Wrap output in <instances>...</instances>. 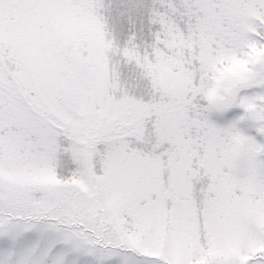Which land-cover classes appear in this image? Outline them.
<instances>
[{"label":"snow or ice","instance_id":"1","mask_svg":"<svg viewBox=\"0 0 264 264\" xmlns=\"http://www.w3.org/2000/svg\"><path fill=\"white\" fill-rule=\"evenodd\" d=\"M0 264H264V0H0Z\"/></svg>","mask_w":264,"mask_h":264}]
</instances>
